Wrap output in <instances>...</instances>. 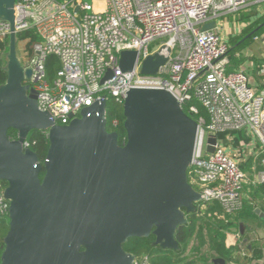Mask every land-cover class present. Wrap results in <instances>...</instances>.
Here are the masks:
<instances>
[{"label":"water","instance_id":"1","mask_svg":"<svg viewBox=\"0 0 264 264\" xmlns=\"http://www.w3.org/2000/svg\"><path fill=\"white\" fill-rule=\"evenodd\" d=\"M16 3L0 0V20L11 30L8 77L0 86V182L7 185L10 203L0 264H137L124 245L151 236L162 250L178 251V229L202 203L188 178L198 122L169 92L132 89L123 104L125 146L108 130L105 101L84 108L67 125L55 123L24 85L32 71L19 60ZM136 57L122 52V69L131 71ZM166 62L155 54L144 61L142 73L155 75ZM9 130L17 132L16 139ZM34 130L48 133L43 163L25 148ZM216 143L215 136L208 139V153ZM244 232L240 225L239 237L226 245H236Z\"/></svg>","mask_w":264,"mask_h":264},{"label":"built area","instance_id":"2","mask_svg":"<svg viewBox=\"0 0 264 264\" xmlns=\"http://www.w3.org/2000/svg\"><path fill=\"white\" fill-rule=\"evenodd\" d=\"M256 2L259 0H17V34L33 30L40 39L32 53L23 50L26 59L19 56L24 69L32 71L24 85L35 93L40 109L59 125L69 124L84 108L110 99L124 104L132 89L165 90L191 117L199 116V108L193 104L197 102L208 120L203 116L196 120L199 130L189 183L201 193L202 204L218 202L226 214L238 213L248 179L225 151L219 135L250 131L261 146L263 170L258 182L264 185V91L256 93L243 71H228L230 46L218 20ZM214 21V29L202 30ZM10 32V25L0 20V39L10 37ZM124 51L137 53L131 71L121 67ZM155 54L167 62L155 75L143 74L144 61ZM49 56L60 62L52 82L46 70ZM112 124L117 127L119 122L115 119ZM211 136L217 138L213 154L207 151ZM126 142L127 138L121 146ZM25 148H29L28 142ZM5 190L0 182V221L9 218ZM237 237L234 227L226 239Z\"/></svg>","mask_w":264,"mask_h":264},{"label":"trees","instance_id":"3","mask_svg":"<svg viewBox=\"0 0 264 264\" xmlns=\"http://www.w3.org/2000/svg\"><path fill=\"white\" fill-rule=\"evenodd\" d=\"M58 3H64L68 0H55ZM245 34V33H244ZM242 37H230L229 46L231 47V54L235 55L240 52L247 43L242 44ZM18 45L25 43V49L32 53L36 44L40 43V39L33 30H28L17 34ZM9 37L0 39V86L4 85L7 81V55L9 52ZM229 52V54H230ZM60 69V62L54 56H49L46 60V70L49 82H52L56 73ZM229 72H234L231 68ZM199 108V116H203L208 120V114L197 102H193ZM108 130L110 132H116L119 136V144L122 145L123 141L127 138L126 131L124 129V111L123 104H118L111 99L107 102L106 106ZM199 116H193L195 120ZM117 119L119 124L114 127L112 122ZM8 136L11 139L17 138V132L15 130H9ZM223 135H219V140H222ZM27 142L29 149L34 151L41 163H43L49 152L50 141L48 133L43 131L34 130L30 132ZM45 176V172L42 171L40 179ZM188 178L190 182V171L188 172ZM4 185L6 183L3 182ZM7 186V185H6ZM246 186V185H245ZM244 186V189L246 187ZM264 185H260L259 190ZM243 189V193L245 190ZM249 198H243V208L240 212L228 215L223 211L220 203L215 202L211 204H197L196 211L187 216V225L178 229L176 240L179 244L178 251L162 250L159 246H155L153 243L155 238L153 236L149 238L130 239L125 245L124 250L132 253L137 257L141 263L144 258H147V264H215V260L221 259L224 264H258L261 260L262 245L261 243H254L250 249H247V253L253 254V258H247L243 256L246 252L242 253L238 249H227L225 246V235L228 233L232 226L238 221L244 219L248 215H252L255 218V206ZM244 217V218H243ZM9 231V224L5 220L0 221V257L5 249L4 238ZM193 240H197V244L193 243ZM243 254V255H242ZM1 259V258H0Z\"/></svg>","mask_w":264,"mask_h":264},{"label":"crops","instance_id":"4","mask_svg":"<svg viewBox=\"0 0 264 264\" xmlns=\"http://www.w3.org/2000/svg\"><path fill=\"white\" fill-rule=\"evenodd\" d=\"M221 33L229 42L230 37H242L241 43L247 45L235 55L228 54L229 67L234 71H243L249 78L250 86L260 93L264 91V0H259L245 10L221 17L218 20ZM253 34V35H251ZM223 147L245 172L248 179L243 198H249L255 206V218L246 216L238 221L236 227L240 233V225L244 226V235L240 236L239 242L233 246H227L230 241L225 239L227 249H238L246 252L247 258L252 259L253 254L247 253L254 243H261L262 258L258 264H264V187L259 190V174L263 170L262 152L258 140L254 139L248 130H242L233 134H224L221 140ZM259 210V214L256 211ZM231 228V229H232ZM227 238V235H225ZM235 239V238H234ZM233 239V242H234ZM232 242V243H233ZM242 252V253H244ZM139 261V260H138ZM147 264V263H142ZM255 264V262H254Z\"/></svg>","mask_w":264,"mask_h":264},{"label":"rangeland","instance_id":"5","mask_svg":"<svg viewBox=\"0 0 264 264\" xmlns=\"http://www.w3.org/2000/svg\"><path fill=\"white\" fill-rule=\"evenodd\" d=\"M87 2H89V3H92L93 2V0H86ZM168 39V38H167ZM167 39H165V40H167ZM165 40H162V41H159V42H157L155 45H153L151 48L153 49V48H157L163 41H165ZM23 50H25V43H21V44H19L18 45V54H19V56H23V58L24 59H26L25 58V54L23 53L22 54V52H23ZM34 94V93H33ZM34 96H35V94H34ZM5 221L9 224V222H10V219L9 218H6L5 219ZM233 229V228H232ZM232 229L228 232V233H230L231 231H232ZM226 235H227V233H226ZM225 239H226V237H225ZM233 242V239L229 242V243H232ZM194 244H197V240H193V243L191 244V246L192 245H194ZM2 256V255H1ZM1 258V257H0ZM1 260V259H0Z\"/></svg>","mask_w":264,"mask_h":264}]
</instances>
